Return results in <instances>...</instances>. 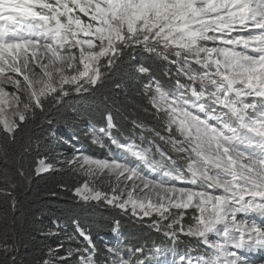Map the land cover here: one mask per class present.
Masks as SVG:
<instances>
[{"label":"snow or ice","instance_id":"1","mask_svg":"<svg viewBox=\"0 0 264 264\" xmlns=\"http://www.w3.org/2000/svg\"><path fill=\"white\" fill-rule=\"evenodd\" d=\"M134 51L147 61L128 63ZM125 69L129 83L143 82L135 91L158 126L150 135L138 121L128 137L117 127ZM103 91L87 124L108 157L70 137V155H46L35 175H59L51 194L67 192L79 207L150 221L169 244L117 238L101 250L75 220L81 244H58L33 264H264V0H0V264H24L16 193L43 147L33 149L29 125L80 117L70 102ZM181 237L197 247L178 251Z\"/></svg>","mask_w":264,"mask_h":264},{"label":"trees","instance_id":"2","mask_svg":"<svg viewBox=\"0 0 264 264\" xmlns=\"http://www.w3.org/2000/svg\"><path fill=\"white\" fill-rule=\"evenodd\" d=\"M135 61L146 62L147 57L142 51H134L128 63ZM167 65L160 66L157 63L156 74L158 77L167 79L165 75ZM174 72L175 69H172ZM126 79L121 81L123 90L115 93L117 97V109L119 111L118 120L120 124L117 126L120 133L124 137L132 135L133 121L142 122L145 126V135H150L147 129L154 126L151 118L144 112L146 101L142 97L137 98L135 91L136 85L143 83L142 81L132 80L130 83L127 79V69L124 72ZM111 87V86H109ZM108 95L107 91L97 94L95 100L92 98L75 97L70 102L71 108H76L83 113L82 116L73 118L70 115L62 114L60 116L51 117L55 121L52 128H48L44 121H38L34 125H29L31 129L30 136L33 141V149L37 144L43 145L37 156L29 158L25 167L31 166V174L29 179L16 193L17 197L22 200V208L25 215H20L18 221V240L20 243L19 258L24 264H33L43 254L47 259L50 249H56L58 244H64L67 247H75L76 242L63 241L67 235L75 234L73 221L79 220L80 227L94 238L98 249H104L105 240H111L113 233L117 228L122 241L128 245L137 242L140 244H160L163 240L167 244V240L158 234L147 223H141L134 220L130 215L120 212L118 209L106 206L105 204L93 203L79 207L74 204L70 194L67 192H59L56 196L51 193L57 188V181L61 179L59 175L42 173L35 175V168L38 166L39 159L45 158L46 155H59L68 153L69 138L72 137L73 142L79 140L77 147L85 149L87 154H96L95 145L92 137L88 134V120H93L94 116L99 117L100 110L103 109L101 101ZM109 106L111 101L109 100ZM122 125V127H121ZM138 134L136 136V139ZM100 154V153H99ZM60 158H63L62 156ZM34 209V216L29 214V210ZM119 221V226H115V221ZM63 238H60V237ZM189 239H180L178 249L185 248L195 249L194 244H190ZM103 264V260H101Z\"/></svg>","mask_w":264,"mask_h":264},{"label":"rangeland","instance_id":"3","mask_svg":"<svg viewBox=\"0 0 264 264\" xmlns=\"http://www.w3.org/2000/svg\"><path fill=\"white\" fill-rule=\"evenodd\" d=\"M21 79H22V77H21ZM5 87V91L6 92H8L9 93V95H11V93L12 92H14L15 91V88H14V86H12V85H5L4 86ZM10 111H11V109H7V112L8 113H10ZM93 141V140H92ZM136 143H140V141H139V138L137 137V139H136ZM94 145H95V148H96V154H87V155H90V156H92L93 158H97V159H104V158H107L108 157V152H107V150L105 149V148H102V147H100L99 145H97L96 143H93ZM114 147V146H113ZM165 147H167V148H171V146L170 145H167V146H165ZM80 148H82V147H80ZM86 152V151H85ZM100 153V154H99ZM109 181V177L107 176V175H102V177H101V182H102V185L103 184H106L107 182ZM100 185H98V187H99ZM104 190H107V188L105 187L104 188ZM132 217V216H131ZM134 218V217H133ZM134 220H136L135 218H134ZM145 223H147L148 225H150V221H146ZM184 223H185V226H187V224L188 223H190V219H186L185 221H184ZM155 230V229H154ZM156 231V230H155ZM68 236H72L73 237V240L76 242V245H78V244H81V241H80V239H79V237L78 236H76V234H71V235H67L65 238H63V237H60V238H63L62 240L63 241H68V239H67V237ZM117 238H119V240L121 241V242H123L122 241V238H121V236L119 235V232H118V230H117V228L115 229V231H114V233H113V238H111V240H105V242H106V245H105V247L106 246H112V245H114L115 243H116V241H117ZM183 237H181V239H182ZM164 239L165 240H167L165 237H164ZM187 239H189L190 240V244H194L195 245V248L197 247V242H196V240L195 239H192V238H187ZM167 242V244L166 245H168L169 244V242L168 241H166ZM75 245V246H76ZM152 245H159V244H152ZM152 245H150V246H152ZM68 248H70V247H67L66 249H68ZM71 248H75V247H71ZM54 250V249H53ZM184 250V249H183ZM183 250H179L178 249V251H183ZM65 256V253H61V257H64ZM48 258V257H47ZM69 264H74V262L73 261H69Z\"/></svg>","mask_w":264,"mask_h":264}]
</instances>
